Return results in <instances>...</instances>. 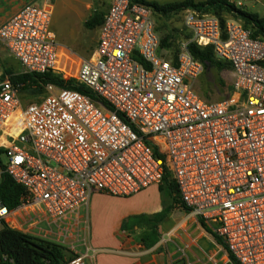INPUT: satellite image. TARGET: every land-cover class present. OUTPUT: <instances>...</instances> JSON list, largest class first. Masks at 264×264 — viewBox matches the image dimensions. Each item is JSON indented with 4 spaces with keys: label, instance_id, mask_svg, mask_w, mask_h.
Here are the masks:
<instances>
[{
    "label": "built area",
    "instance_id": "obj_1",
    "mask_svg": "<svg viewBox=\"0 0 264 264\" xmlns=\"http://www.w3.org/2000/svg\"><path fill=\"white\" fill-rule=\"evenodd\" d=\"M51 2L26 5L0 28L21 66L0 81V181L6 174L25 190L15 210L0 200V231L64 246L73 254L64 264H93L76 251L74 217L95 193L129 198L159 186L167 166L184 206L237 264H264V38L233 16L222 27L217 16L187 9L190 38L168 57L154 10L111 0L93 55L76 63L52 29ZM192 44L231 65L227 99L209 102L194 89L204 65ZM47 73L73 77L108 107L53 85L25 105L12 78ZM0 264H14L1 241Z\"/></svg>",
    "mask_w": 264,
    "mask_h": 264
},
{
    "label": "rangeland",
    "instance_id": "obj_2",
    "mask_svg": "<svg viewBox=\"0 0 264 264\" xmlns=\"http://www.w3.org/2000/svg\"><path fill=\"white\" fill-rule=\"evenodd\" d=\"M147 3H156L159 6H165L170 4H179L185 2L186 0H145ZM208 0H195V3L206 2ZM237 0H231V2L238 7ZM244 4V11L258 14L261 18H264V7L262 0L256 2L254 0H239ZM111 0H52L51 5L53 7V22L52 29L56 33L57 41L61 48H64L66 55H69L70 59L76 63L80 62V59L90 58L97 45L99 27L87 29L84 24L85 21L91 19L94 14L103 17L110 6ZM91 6V10L88 8ZM242 9V8H241ZM183 11L175 12L169 17L155 16L158 30L163 39L167 38L169 35L173 36L171 40V45H163L164 51H168V57L176 56L179 52L182 43L190 38L189 34L184 30L183 25ZM207 13L220 16H224L225 20L231 15L222 12L208 11ZM74 52V54H73ZM217 60L222 64L221 66H216L215 64L206 63L204 65V71L199 76V78L194 82V89L196 92L206 101L218 102L228 98L231 86H232V69L228 62L217 58ZM6 61L9 65H12V60L7 58ZM16 67V63L14 64ZM77 67V64L74 66ZM71 69V63L67 64L66 70ZM75 75V73H71ZM73 77L67 76L66 79ZM49 95L47 90L38 91H22L20 98L22 102L27 104L37 103ZM6 162V158H3ZM165 204L168 206L172 205V199L167 198ZM89 207L86 206L82 208L81 214L87 216L89 213ZM174 218L179 215H183L180 211H174ZM79 223V221H78ZM175 221H167L163 227L164 233L160 238V242L153 246L147 247L140 241V236L143 231L137 230L131 232L125 236V241H127V246L120 247V250L116 251L115 255L125 256L130 259H134L142 264H196L193 260L195 259L188 248L183 246H177L176 243L178 238L174 235L173 228ZM85 225L83 222L78 226L80 232V242H83L86 234H82V230ZM47 225L45 223L41 224L34 234L38 236L39 232L42 230H47ZM65 229V228H64ZM84 237V238H83ZM208 251V250H207ZM65 262L73 257V254L64 252ZM98 255L93 257L94 264H98ZM200 260H205L206 257L203 254L197 256ZM64 262V263H65ZM215 264H225V259L222 254L216 257Z\"/></svg>",
    "mask_w": 264,
    "mask_h": 264
},
{
    "label": "trees",
    "instance_id": "obj_3",
    "mask_svg": "<svg viewBox=\"0 0 264 264\" xmlns=\"http://www.w3.org/2000/svg\"><path fill=\"white\" fill-rule=\"evenodd\" d=\"M151 7L155 14L158 16L169 17V15L180 12L187 9H193L200 13H207L208 11L222 12L225 11L229 15L240 20L244 26L251 29L253 37L261 36L264 38V18H261L258 14L246 12L237 8L231 0H208L206 2L195 3V0H186L179 4H170L165 6H159L156 3H147L145 0H134ZM222 27H225L226 20L224 16L218 14ZM103 17L94 14L91 19L87 20L84 26L87 29L100 27L103 23ZM173 36L169 35L163 39V45H171ZM189 51L194 58L203 64L211 63L216 66L222 64L217 60V56L211 46L201 48L195 44L189 46ZM229 64V63H228ZM230 65V64H229ZM231 67V65H230ZM7 73H10L7 71ZM14 85H22L21 91L46 90L48 85H53L59 89H73L83 94L88 95L92 100L104 104H107L101 99L97 98L89 89L83 85L76 83L74 79L65 80L61 75L54 73H47L44 75H18L12 78ZM160 159L167 164V160L164 156H159ZM160 191L165 198L172 199V205L166 207L161 213L154 216H142L131 218L128 223L130 227L138 226L140 223H146L150 226V230L141 236V242L147 247L155 246L159 239L160 234L158 231L159 226L166 221L169 214L175 210L190 213V210L184 206L181 201L179 190L177 185L172 180L171 172L166 166L162 183L159 185ZM25 190L15 181L4 174L0 181V200L9 207L11 210L17 209L21 204V197L24 195ZM204 228H207L204 222L199 220ZM215 239L220 245H223L222 241L213 234ZM0 241L2 254L7 255L14 261V264H64L65 254L70 251L62 245L42 238L32 237L24 234L21 231L13 229L9 226H4L0 231ZM224 246V245H223ZM231 264H237L235 259L230 255Z\"/></svg>",
    "mask_w": 264,
    "mask_h": 264
},
{
    "label": "crops",
    "instance_id": "obj_4",
    "mask_svg": "<svg viewBox=\"0 0 264 264\" xmlns=\"http://www.w3.org/2000/svg\"><path fill=\"white\" fill-rule=\"evenodd\" d=\"M43 1L0 0V28L16 16L26 5L34 3L40 4ZM88 8L91 10L90 5H88ZM7 58L12 60L13 66L9 65L6 61ZM15 63L16 67L14 66ZM7 71L10 73H7ZM20 72V64L12 58L0 41V81L6 75H15ZM166 199H164L159 186H151L140 194L129 198H119L103 193H95L88 205L89 214L87 216L82 215L81 209L77 216L74 217V228L78 235L75 245L76 251L82 254L88 252L92 260L95 255H98V264H142L128 257L115 255L116 251L120 250V247L127 246L128 243L125 241V236L131 232L140 230L144 234L150 230V226L146 223H140L138 226L130 227L129 220L142 216L151 217L161 213L166 207H169L165 204ZM173 213L174 211L159 226L160 238L165 232L163 227L166 222L175 221L173 232L178 240L174 244L188 248L191 252V257L193 255L195 258H192V260L196 264H215L218 252L223 255L225 264H231L230 255L226 247L217 242L213 235L214 233L208 225L204 223L207 227L204 228L199 221L200 218L192 213L180 211L183 215H179L177 218H174ZM82 222L85 225L82 234L83 236L86 234V236L85 238L83 237V242H80L81 230L77 228ZM200 254L205 255L206 259L200 260L197 257Z\"/></svg>",
    "mask_w": 264,
    "mask_h": 264
}]
</instances>
